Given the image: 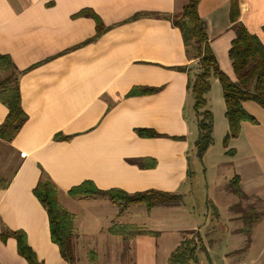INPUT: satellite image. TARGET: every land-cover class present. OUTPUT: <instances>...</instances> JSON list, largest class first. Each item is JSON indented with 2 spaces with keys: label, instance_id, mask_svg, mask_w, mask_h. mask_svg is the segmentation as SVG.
Masks as SVG:
<instances>
[{
  "label": "crops",
  "instance_id": "1",
  "mask_svg": "<svg viewBox=\"0 0 264 264\" xmlns=\"http://www.w3.org/2000/svg\"><path fill=\"white\" fill-rule=\"evenodd\" d=\"M231 1L200 0L198 14L220 70L235 81L228 58L234 38ZM234 1L238 22L264 45V0ZM186 2L0 0V54L10 57L19 74L21 107L27 115L11 142L0 140V180L8 183L0 190V233L22 231L40 264H68L51 242L46 213L32 193L40 177L56 186L58 202L75 216L74 253L85 242L89 249L84 257L89 263L93 254L95 264H157L161 230L157 224L149 225L148 219L158 207L147 212L143 206L113 204L101 195L78 199L67 192L89 181L102 191L156 190L185 199L186 161L194 153L197 136L187 83L197 59L172 20ZM85 10L108 27L88 43L95 35V23L78 15ZM210 85L206 102L213 114L215 145L222 142L228 125L220 85L214 78ZM133 87L156 91L128 97ZM248 103L242 106L253 115ZM6 113L0 104V124ZM260 126L259 121L241 123L240 134L228 144L233 155L223 150L221 154L232 164L246 196L264 186L260 170H251L258 168L254 152L264 154ZM136 129H149L160 136L139 137ZM244 151L253 153L240 156ZM134 159L155 164L142 169L130 162ZM169 208L185 211L184 204ZM116 223L144 227L157 235L124 241L107 233ZM171 252L162 260L166 262ZM0 264H28L18 255L12 237L0 240Z\"/></svg>",
  "mask_w": 264,
  "mask_h": 264
},
{
  "label": "trees",
  "instance_id": "2",
  "mask_svg": "<svg viewBox=\"0 0 264 264\" xmlns=\"http://www.w3.org/2000/svg\"><path fill=\"white\" fill-rule=\"evenodd\" d=\"M200 0H187L181 10L174 16L172 24L179 29L185 46H192L194 57L197 59L196 70L192 79L188 80L187 88L193 98V111L196 118L197 136L193 143L194 155L202 160L206 151L214 144L213 114L207 107L206 94L210 91V79L218 81L224 101V116L228 125V132L222 140L227 148L229 142L240 134V125L243 122L255 124L253 116L247 113L242 104L253 102L264 109V45L257 37L248 33L245 27L238 22V6L232 0L230 5L231 29L234 38L228 49V58L231 62L235 81H232L218 66V62L209 45L204 21L198 14ZM78 15L88 16L95 23V35L85 42L94 41L104 34L108 27H104L100 18L85 10ZM133 18H136L134 16ZM131 18V19H133ZM180 71H184L179 68ZM3 76V77H2ZM19 74L15 73L14 65L7 55L0 54V104L6 110V116L0 124V140L11 142L27 120L26 113L22 110L18 89ZM156 90L147 87H133L127 94L128 97L153 94ZM135 133L143 138H156L160 135L149 129H136ZM57 140L60 136L55 137ZM67 139V138H66ZM225 154L233 155V151ZM139 168L154 167L155 162L148 159H134L130 161ZM8 183L0 180V190L5 189ZM228 190L237 198L246 197L240 187V179L234 176L228 184ZM32 193L41 207L44 209L51 242L56 245L60 257L68 264H74L73 239L75 236V216L60 205L57 198L56 186L47 178L40 177ZM70 198H89L94 196L107 197L113 204L120 206H143L147 212L155 207H170L181 203L179 194L156 190H145L132 194L118 189L99 190L92 182L85 181L70 188L67 192ZM235 209V207H232ZM241 213L239 219L250 228L257 220L254 208H249ZM242 231V230H241ZM240 231V232H241ZM197 231H189L195 234ZM112 236L121 237L124 241L132 240L137 236L157 235L156 232L133 224H113L107 229ZM250 230L244 231L249 236ZM12 237L17 244L18 255L28 264H40L34 252L26 243V236L22 231L9 232L2 230L0 240ZM193 237V238H192ZM191 240H185L170 253L166 264H197L201 254H207V248L200 236H192ZM90 263L95 264V257L90 254Z\"/></svg>",
  "mask_w": 264,
  "mask_h": 264
},
{
  "label": "rangeland",
  "instance_id": "3",
  "mask_svg": "<svg viewBox=\"0 0 264 264\" xmlns=\"http://www.w3.org/2000/svg\"><path fill=\"white\" fill-rule=\"evenodd\" d=\"M246 107L253 113L250 115L254 117L256 124L257 121L261 123L259 131H264V117L260 115L264 114V109L252 102ZM210 150V155L202 161L192 152L186 161L188 178L184 186L187 191L185 199L180 203L184 204L185 211L158 207L148 219L149 225L157 224L156 229L161 230L157 239L159 247L157 264H166L165 260H162L164 256L173 251L183 238L191 240L193 235L200 236L207 248V254H201L197 264H264V186L261 187L263 183L258 189L246 193L248 196L245 198H237L228 190L229 181L235 176L232 164L226 163L227 158L221 155L230 149L217 141ZM250 153L253 152L244 151L239 155L247 157ZM254 154L253 158L257 161L258 168L251 170L254 172L260 170L264 179V154L262 152ZM246 159H242L241 164H245ZM249 208H254L257 220L247 228L239 217L240 212L243 213ZM193 230L197 232L190 234L189 231ZM246 230H250L249 236L244 234ZM88 249L89 244L85 242L82 246L76 247L74 264H91L84 257V251Z\"/></svg>",
  "mask_w": 264,
  "mask_h": 264
}]
</instances>
